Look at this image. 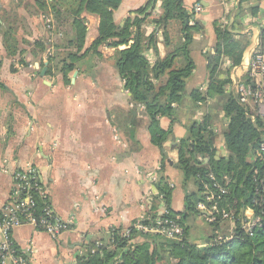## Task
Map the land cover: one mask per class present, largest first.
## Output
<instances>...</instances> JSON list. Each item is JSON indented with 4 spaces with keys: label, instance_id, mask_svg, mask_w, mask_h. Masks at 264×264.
I'll return each mask as SVG.
<instances>
[{
    "label": "crops",
    "instance_id": "1",
    "mask_svg": "<svg viewBox=\"0 0 264 264\" xmlns=\"http://www.w3.org/2000/svg\"><path fill=\"white\" fill-rule=\"evenodd\" d=\"M64 1L0 0V208L12 201V172L31 166L49 193L56 219L69 223L56 239L28 226L15 229L11 234L15 247L34 264H75L94 242L100 240L107 247L110 229L123 230L164 212L182 222L190 244L208 245L215 230L226 232L228 225L214 229L198 215L185 216V196L197 194L199 187L194 179L185 182L176 146L188 138L192 123L208 117L216 158L228 157L223 144L228 119L222 107L235 98L230 78L249 80L252 47L264 43V0H182L190 25L197 22L201 28L192 32L188 46L194 70L182 100L173 105L172 119H159V127L169 133L162 148L151 143L144 108L131 101L113 66L116 50L128 48L132 41L115 48L108 46L113 40H107L98 54L88 52L99 37L100 17L83 10L78 18L85 38L77 53L69 43L74 37V12ZM156 1L153 18L160 14ZM148 2L122 0L112 14L113 24L121 27L131 12ZM195 4L202 7L198 15L191 14ZM142 27L145 35L154 32L157 41V55L153 50L145 53L153 66L173 45H164L153 23ZM217 27L231 32L245 50L238 65L226 57L220 60L219 70L228 80L224 94L194 102L193 91L205 95L207 90ZM176 35L173 44L179 39ZM69 64L73 70L63 73ZM182 64L180 58L174 66ZM165 80L163 76L155 83ZM159 179L169 192L168 203L157 188ZM193 229L201 234L192 233L191 240ZM143 241L136 236L134 244Z\"/></svg>",
    "mask_w": 264,
    "mask_h": 264
},
{
    "label": "trees",
    "instance_id": "2",
    "mask_svg": "<svg viewBox=\"0 0 264 264\" xmlns=\"http://www.w3.org/2000/svg\"><path fill=\"white\" fill-rule=\"evenodd\" d=\"M122 0H66L64 3L74 12V37L69 41L77 53L81 52L85 38V27L80 21L79 14L86 10L100 17L99 37L93 42L88 52L97 53V49L107 40H113L108 46L117 48L121 45L132 44L124 50H116L113 66L117 70L123 88L131 101L143 106L149 119V134L151 143L158 148L166 141L168 132L159 127V119H172L175 113L174 104L181 102L185 82L194 70V64L188 55L192 32L198 31L201 25L194 22L190 25V15L185 10L182 0L160 1V14L153 18L152 11L157 1H149L146 6L133 11L121 27L112 22V14L119 7ZM256 1V0H255ZM151 7V11L149 8ZM254 12V10H252ZM153 23L162 33L166 47L173 45L171 51L150 66L145 53L153 50L157 55V41L152 32L145 35L143 24ZM179 39L176 44L170 36V26L177 25ZM134 28V31L132 29ZM215 54L209 61V81L205 95L197 91L190 94L194 102L203 103L207 98L221 96L228 84L224 73L219 70L220 60L228 58L233 65H238L243 56L245 46L234 35L217 27ZM76 59V55H69V59ZM183 59L182 66L175 67L177 59ZM74 65L64 67L63 73L73 70ZM163 76L166 80L156 84ZM222 112L228 119V128L223 136V144L228 157L216 158L213 144L214 133L210 126V119L205 117L200 123H192L188 128L189 136L180 141L177 146L178 163L187 182L194 179L199 187L197 194L185 196V216L197 214L195 207L201 200L200 182L197 176L204 177L208 172L213 173L221 181L226 176L230 184L228 196L232 209L237 213L251 207L263 220L262 228L256 230L251 237L244 236L236 230L235 238L221 246L211 244L199 247L190 244L185 238L181 242L166 241L159 237L142 236L144 241L134 245L133 249L121 253L125 241L116 238L114 250L102 249L94 254L77 257L75 264H264V190L260 188L263 203L253 205L255 188L259 185L255 181V173L260 176L262 156L256 151L264 124L259 120L252 122L248 109L239 104L233 96L223 105ZM205 158L204 164L196 160V156ZM254 157L251 162L249 157ZM258 183V184H257ZM164 180L159 179L157 188L168 203L169 192L163 187ZM260 205V208L258 207ZM170 215V214H169ZM182 225V222L179 221ZM217 229V225H210ZM184 229V228H183ZM185 235V230H184Z\"/></svg>",
    "mask_w": 264,
    "mask_h": 264
},
{
    "label": "built area",
    "instance_id": "3",
    "mask_svg": "<svg viewBox=\"0 0 264 264\" xmlns=\"http://www.w3.org/2000/svg\"><path fill=\"white\" fill-rule=\"evenodd\" d=\"M201 11V5L195 4L191 14L198 15ZM47 22V28L50 29V21ZM246 75L249 80L232 76L229 89L239 104L249 110L251 121L259 119L264 124V43L252 47ZM255 151L262 156L260 176L258 172L254 176L259 185L255 188V197L251 201L256 206L257 203H263L258 197L261 194L260 188L264 190V128ZM196 160L201 164L205 162L201 155H197ZM197 179L201 185V200L195 207L197 215L208 225H228L226 232L215 230L211 244L221 246L232 241L237 229L244 236L251 237L256 230L262 228V217L253 208L247 207L237 213L232 209L228 199L231 182L226 176L219 181L213 173L208 172L202 178L197 176ZM11 200L0 208V264H34L25 252L15 247L12 232L28 226L56 239L68 230L69 223L56 219L49 193L39 179L38 172L31 166L12 172ZM258 207L260 208L259 204ZM117 236L125 241L121 250L123 254L133 249L136 236H154L173 242H181L185 238L179 219L164 212L150 219L141 218L123 230L110 229L107 247L98 240L87 252L94 254L102 249L114 250Z\"/></svg>",
    "mask_w": 264,
    "mask_h": 264
},
{
    "label": "rangeland",
    "instance_id": "4",
    "mask_svg": "<svg viewBox=\"0 0 264 264\" xmlns=\"http://www.w3.org/2000/svg\"><path fill=\"white\" fill-rule=\"evenodd\" d=\"M178 24L177 25H171L170 26V36H171V38H172V40H174L175 41V39H176V32H177V30H178ZM196 216H197V214H195ZM204 228H206V226L204 227ZM192 233L193 234H197V235H200L201 234V230H197V229H193L192 231H190L189 232V239H191V240H193L192 239Z\"/></svg>",
    "mask_w": 264,
    "mask_h": 264
},
{
    "label": "water",
    "instance_id": "5",
    "mask_svg": "<svg viewBox=\"0 0 264 264\" xmlns=\"http://www.w3.org/2000/svg\"><path fill=\"white\" fill-rule=\"evenodd\" d=\"M149 1H156V0H149ZM44 72H45V69H43V71H42V75L44 74ZM177 166V165H176Z\"/></svg>",
    "mask_w": 264,
    "mask_h": 264
}]
</instances>
